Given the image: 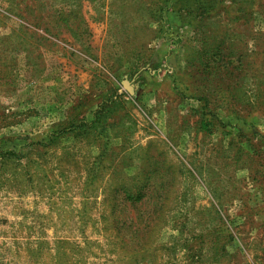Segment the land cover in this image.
<instances>
[{"label": "rangeland", "instance_id": "1", "mask_svg": "<svg viewBox=\"0 0 264 264\" xmlns=\"http://www.w3.org/2000/svg\"><path fill=\"white\" fill-rule=\"evenodd\" d=\"M0 264H264V0H0Z\"/></svg>", "mask_w": 264, "mask_h": 264}, {"label": "water", "instance_id": "2", "mask_svg": "<svg viewBox=\"0 0 264 264\" xmlns=\"http://www.w3.org/2000/svg\"><path fill=\"white\" fill-rule=\"evenodd\" d=\"M125 84L129 86V88L131 89V91L133 93V87L129 85V82H125Z\"/></svg>", "mask_w": 264, "mask_h": 264}, {"label": "trees", "instance_id": "3", "mask_svg": "<svg viewBox=\"0 0 264 264\" xmlns=\"http://www.w3.org/2000/svg\"><path fill=\"white\" fill-rule=\"evenodd\" d=\"M161 17H162V18H164L165 16H164V15H161ZM203 124H204L203 126H205V125H206L204 122H203Z\"/></svg>", "mask_w": 264, "mask_h": 264}]
</instances>
